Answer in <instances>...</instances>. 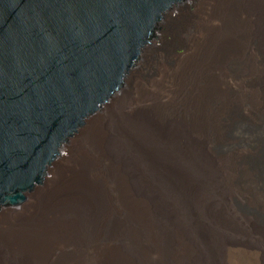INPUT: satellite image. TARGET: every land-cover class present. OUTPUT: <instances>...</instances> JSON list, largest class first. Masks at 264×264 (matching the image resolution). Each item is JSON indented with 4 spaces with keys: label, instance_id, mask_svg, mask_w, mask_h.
Instances as JSON below:
<instances>
[{
    "label": "bare ground",
    "instance_id": "1",
    "mask_svg": "<svg viewBox=\"0 0 264 264\" xmlns=\"http://www.w3.org/2000/svg\"><path fill=\"white\" fill-rule=\"evenodd\" d=\"M205 1L1 209L0 264H264V0Z\"/></svg>",
    "mask_w": 264,
    "mask_h": 264
},
{
    "label": "water",
    "instance_id": "2",
    "mask_svg": "<svg viewBox=\"0 0 264 264\" xmlns=\"http://www.w3.org/2000/svg\"><path fill=\"white\" fill-rule=\"evenodd\" d=\"M187 3L0 0V214L47 188L61 149L110 111Z\"/></svg>",
    "mask_w": 264,
    "mask_h": 264
},
{
    "label": "rangeland",
    "instance_id": "3",
    "mask_svg": "<svg viewBox=\"0 0 264 264\" xmlns=\"http://www.w3.org/2000/svg\"><path fill=\"white\" fill-rule=\"evenodd\" d=\"M197 0H188V3H187V7L185 10H181L182 12H178L175 16H172V19L170 21H167V18H166V22H165V25L167 26V28L169 30H174L185 18L187 15H191L192 13H194L196 11V6H197ZM168 23V24H167ZM156 46H159V47H162L161 43L159 41H156ZM170 42V43H169ZM169 46L166 47V48H170L171 46L174 45V42H173V38H171V35H169ZM153 44V43H152ZM163 48V47H162ZM179 51H182V49H179ZM241 119H238L235 124L233 123V125L231 126V130H230V133H235L237 132L238 130L237 129H240L241 127L245 126L246 129H250L251 131L253 132H256L258 129V127H255V126H252L248 123H242L241 121H239ZM242 123V124H241ZM247 124V125H246ZM249 125V126H248ZM240 126V127H239ZM234 127V128H233ZM237 128V129H236ZM244 128V127H243ZM261 151H262V155H261V158H254V157H251V158H244V161L245 163H249L251 165H253L254 167H258V169L260 170L261 172V175L264 177V140L262 141L261 143ZM263 173V174H262ZM34 190V189H33Z\"/></svg>",
    "mask_w": 264,
    "mask_h": 264
}]
</instances>
